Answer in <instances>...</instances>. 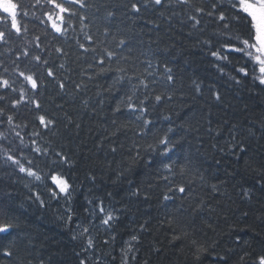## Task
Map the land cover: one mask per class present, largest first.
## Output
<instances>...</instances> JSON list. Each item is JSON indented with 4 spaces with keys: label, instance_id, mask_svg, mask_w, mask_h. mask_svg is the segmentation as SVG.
<instances>
[{
    "label": "trees",
    "instance_id": "obj_1",
    "mask_svg": "<svg viewBox=\"0 0 264 264\" xmlns=\"http://www.w3.org/2000/svg\"><path fill=\"white\" fill-rule=\"evenodd\" d=\"M19 2L29 12L20 17L28 32L19 37L12 33L7 44L0 42V74L15 80L17 89L22 78L16 77L13 61L20 70L40 76L42 85L33 98L41 109L32 104L13 109L11 102L18 92L0 88V95L6 96L0 100V108L5 109L0 132L8 137L0 140V148L21 155L19 139L6 123L12 115L14 123L21 125L17 131L26 144L35 139L48 149L46 155L23 149L41 174L53 167L56 153L68 157L69 163L57 170L71 185V199L52 198L44 184L20 173L0 151V210L15 217L19 225L0 237V264H222L219 257H226L228 264H254L255 256L264 251V85L253 81L250 64L248 77L239 84L231 79H241L234 70L245 65L239 54H230L227 61L211 55L225 39L218 35L224 31V22L217 19L219 10L207 15L214 0H191V6L164 0L163 6L149 4L139 15L124 7L129 0H86L88 6L78 9V15L87 17V27L81 30L79 20L73 18L74 30H69L67 38L40 22L51 7L44 0L37 7H32L35 0ZM196 7L204 8L205 14H196L200 24L193 28L188 16ZM223 10L227 15V3ZM108 11L116 16L107 17ZM86 35L92 36L91 42ZM36 36L41 38V48L30 43ZM120 39L128 45L117 48ZM77 41L97 51L84 52ZM57 47L65 54L57 53ZM104 48L127 57L120 66L149 83V89L141 88L137 97L149 95L144 119L154 122L151 132L142 134V121H136L125 106L114 111L118 97L130 86L126 83L120 92L107 91L112 73L98 75ZM25 49L49 61L56 80L64 81V90L46 76L43 64L38 65L31 55H21ZM149 61L153 75L145 72ZM165 64L172 69L171 83L163 76ZM111 67H117L115 61ZM193 81L201 84L202 94L195 91ZM210 87L219 92L220 101ZM157 94L165 99L155 102ZM27 95L33 96L31 90ZM41 114L55 125L40 126L36 117ZM169 126L175 129L172 138L180 141L172 157L177 161L173 174L146 167L149 158H161L145 149ZM35 132L40 135L34 136ZM138 150L143 158L133 162ZM22 162L28 166L26 160ZM181 165L186 166L184 173ZM164 175H169L170 183L162 179ZM177 185L186 186V193L176 191ZM137 189L139 194L133 196ZM36 193L41 194L43 206L34 199ZM165 194L173 199L165 201ZM101 201L105 213L115 217L110 225L102 223ZM85 227L87 233H83ZM89 237L92 247L87 244ZM13 240V256L5 257L3 248ZM192 240L207 249L199 253V259Z\"/></svg>",
    "mask_w": 264,
    "mask_h": 264
},
{
    "label": "snow or ice",
    "instance_id": "obj_2",
    "mask_svg": "<svg viewBox=\"0 0 264 264\" xmlns=\"http://www.w3.org/2000/svg\"><path fill=\"white\" fill-rule=\"evenodd\" d=\"M178 4L181 5H189L191 6V0H177ZM227 3V12L223 10L224 4ZM44 4L50 5L48 11L43 12V16L45 19H40L41 23H47L50 25L52 32L57 34L58 36L67 38V34L69 30H74L73 18H77L81 25V30H83L87 25L84 24V21L87 19L84 15H78V9H84L88 5L86 4V0H44ZM155 6H163L164 0H129L128 4H125L129 12L139 15L142 10L147 11L148 5ZM41 6V0H35V3L32 7ZM78 6V8H77ZM211 11L207 12L208 16H213L218 11L217 19L219 21L224 22L222 27L224 29L223 32L218 33V35L224 36V42L221 47L215 51L211 52V55L217 61H227L229 59L230 54H239V59L245 60V65L235 68L237 75L241 77V79H237L236 77H231L235 81V83L239 84L243 78L249 76V68L248 65H251V74L253 81H258L259 85H264V0H214L211 5ZM196 14H205V9L202 7H196L194 9V14L189 15L188 19L192 21V27L196 28L200 24V20L197 18ZM29 12L24 9V6L19 2V0H0V42L7 44L9 39L11 38V34L15 33L16 36L25 35L28 32V28L26 24H22L20 17L28 16ZM35 15V13H33ZM162 15V13H161ZM116 16L114 11H108L107 17L113 18ZM152 23V21H149ZM233 25L235 28H233ZM47 34V33H46ZM108 34V29L105 28V35ZM191 35V33H189ZM85 39L89 42L92 41V36L86 35ZM41 38L36 36L30 42L34 45L35 48H41ZM79 47L83 49L84 52H96V48H88L84 44L79 43ZM205 44H210V41H204ZM128 45V41L125 39H120L116 47L123 48ZM131 50L130 48L128 49ZM57 53L65 54L63 48L57 47L55 49ZM21 55L24 57H28L31 53L25 49L22 51ZM105 57L107 58L109 66L104 67L105 65ZM19 57H17V60ZM31 59L35 61L38 65L43 64L45 66V73L48 78L56 81V85L59 89L64 90L66 85L63 80H56V73L53 68L49 65V61L47 59L42 58L41 55H31ZM127 57L118 53L115 50L104 48L103 55H101L98 59V64L101 65L98 75L112 73L110 76L111 84L108 86L107 91L109 92H120L125 84L130 86L129 91L123 93L122 96L118 97L116 106L114 108L115 112H119L121 110V106H125L129 112L135 115L136 121H142L143 133L147 134L152 131V126L154 122L148 119H144V115L147 113L148 108L146 102L149 99V95H145L143 99H139L137 97V93L141 88L148 90L149 83L146 82V78H141L136 75L133 71L131 75H129V69L123 66H120L121 61H126ZM115 61L117 67L112 68L111 63ZM14 64V73L17 78H22V83L19 89L14 87L16 81L10 80L8 78H4L3 74H0V88L5 90H11L12 92H18V97L11 102V106L13 109L18 108L22 104H32L34 105L36 110L41 109V104L34 99L33 97L39 94V89L42 85L41 77L38 76L35 72L31 71H22L20 70V66L16 61H13ZM61 69L65 67L63 63L59 65ZM91 67V65L89 66ZM219 70L223 73L224 68L219 66ZM152 68V64L149 61L147 63V67L145 68V72L148 75H153L148 69ZM4 72L7 73L8 69L4 68ZM164 79L171 83L174 81V76L172 74V69L164 65ZM92 77L90 76L89 79ZM155 83V80L153 81ZM27 86V87H26ZM194 89L197 93L202 94L201 84L193 81ZM76 88L79 89L80 85H76ZM31 90L33 96H28V91ZM209 91L212 93L214 99L216 101L221 100V96L219 92H212V88H209ZM6 96L0 95V100H5ZM165 97L163 94H157L154 96L155 102L159 103L164 100ZM168 100H171L172 97L169 95L167 97ZM5 116V109L0 108V117ZM39 121V125L44 129H49L50 126L55 125V121L51 118H48L47 115L41 114L36 117ZM165 119H170L169 117H165ZM4 122V121H0ZM6 123L9 126V129L14 132V135L17 139H19V150L20 157H17L14 154H11L8 149L0 148V151H3L4 158L6 162H11L20 173H24L27 177L32 178L36 182H40L44 184L52 198H58L61 195L71 199L70 190L71 185L66 178V176L57 170V166L69 163L68 157L63 155V153H56L57 160L52 162L53 167L49 168L47 173L41 174V170H38V165L34 168L33 160L24 156L23 149L29 148V150L33 153L39 155H46L48 149L42 148L39 146L37 140L32 139L30 144H26L24 142V137L21 135L20 131L17 129L21 128L20 124L14 123V117L12 115H8L6 117ZM115 123V121H113ZM26 127V125H24ZM188 127H191V124H188ZM235 127V126H233ZM175 129L171 126L168 127L167 131L164 132L162 136L155 137L154 143L148 144L145 149L146 152L150 151L158 155L161 159L157 160L154 157L149 158L146 161V167H155L157 170H162L165 173L173 174V169L177 164V161L174 160L173 153L179 144V140H174L170 134H173ZM249 134H253L252 130L249 129ZM34 136H39V132L33 133ZM8 137L4 132H0V140H7ZM180 139H183L181 137ZM235 139V137H233ZM233 147H237V145H233ZM115 151V149H112ZM241 152H245L246 149L240 147ZM140 151L138 150L136 156L133 158V162L138 159H142ZM23 160L27 161V165L22 162ZM186 166L181 165L180 171L184 173ZM162 179L165 181L169 180V175L162 176ZM200 179L203 180V176H200ZM50 181V183H49ZM213 191L217 190L216 185H212ZM176 191L181 194L186 193V186L177 185ZM169 192L172 191L171 188L168 189ZM133 196L139 194V189L133 191L131 193ZM111 195V193H109ZM34 199L39 202L41 206L44 205V200L41 198L40 193H36ZM165 201L173 199L172 196L165 194L163 196ZM91 203V201H89ZM99 212L104 213V218L102 223L104 225H110L111 222L115 219L112 212H106L103 206V202L98 205ZM70 211V210H69ZM67 220L70 222L72 220V216L68 215ZM19 225L16 223V218L9 215L6 211L0 210V237L10 235L14 229H16ZM79 227V225H78ZM89 231L88 228H83V233H87ZM186 235V234H185ZM76 237L73 236V239ZM133 240H136L137 237L133 236ZM174 239H179L178 236L174 237ZM107 243V241H105ZM88 247L93 246V240L89 237L87 241ZM193 246H195L197 259H199V253L207 251V249L196 240H192ZM15 246V241H10L8 246L3 248V255L5 257L13 256V251L11 250ZM248 255V253H245ZM243 259V257H241ZM219 261L222 264H228L226 257H219ZM30 264V262H29ZM43 264V261H41ZM81 264H84L81 261ZM126 264V262H125ZM254 264H264V251L257 254L255 256Z\"/></svg>",
    "mask_w": 264,
    "mask_h": 264
}]
</instances>
